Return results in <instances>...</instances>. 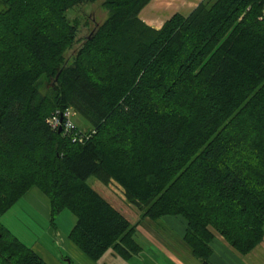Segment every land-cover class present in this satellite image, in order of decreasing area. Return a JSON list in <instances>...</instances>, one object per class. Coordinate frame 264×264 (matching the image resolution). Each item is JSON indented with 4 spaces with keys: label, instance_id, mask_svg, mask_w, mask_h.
<instances>
[{
    "label": "trees",
    "instance_id": "trees-1",
    "mask_svg": "<svg viewBox=\"0 0 264 264\" xmlns=\"http://www.w3.org/2000/svg\"><path fill=\"white\" fill-rule=\"evenodd\" d=\"M88 1L0 0V215L37 187L90 259H129L137 224L94 177L141 219L183 217L203 264L214 233L250 252L264 238V0H201L159 28L139 16L151 0H104L68 61L66 12ZM68 107L90 123L82 141L48 123ZM0 264L46 263L0 222Z\"/></svg>",
    "mask_w": 264,
    "mask_h": 264
},
{
    "label": "crops",
    "instance_id": "crops-1",
    "mask_svg": "<svg viewBox=\"0 0 264 264\" xmlns=\"http://www.w3.org/2000/svg\"><path fill=\"white\" fill-rule=\"evenodd\" d=\"M170 3L160 4L159 0H151L145 6L148 7L147 10L142 12L144 7L139 16L146 24L159 28L171 14L181 12L173 10L175 7H180V3H176V6ZM153 12L157 14L154 15ZM165 13L170 15L164 16ZM161 17L163 18L160 19ZM100 194L112 204L107 196ZM22 197H25L32 207L35 206L47 218L50 217L49 200L37 187H31ZM112 205L130 222L137 224L135 239L136 235L142 236V243L136 240L142 247L141 251L129 259L121 258L111 249L107 250L97 261L90 259L68 238L72 223L64 231L56 223H51L44 230V235L36 229L34 236L27 239L25 244L30 246L46 264H66L65 257H69L72 261L75 260L78 264H203L192 255L190 248L183 241L185 226L179 218L165 216L159 220H150L146 217L141 219L139 214L130 211L126 205L124 207H126L127 214L120 207ZM131 205L127 204V206ZM128 215L133 216L134 219L130 220ZM29 230L30 228L26 231ZM208 264H264V238L250 252L240 254L220 235H215Z\"/></svg>",
    "mask_w": 264,
    "mask_h": 264
},
{
    "label": "rangeland",
    "instance_id": "rangeland-1",
    "mask_svg": "<svg viewBox=\"0 0 264 264\" xmlns=\"http://www.w3.org/2000/svg\"><path fill=\"white\" fill-rule=\"evenodd\" d=\"M159 1L160 4L171 2L170 4L173 6H176V3H180L179 5L180 7H175V9L173 10H180L181 11L180 13L187 14L201 0H159ZM147 8L145 7L142 12L147 10ZM153 14L156 15L157 12H153ZM107 15H108V11L104 6V0H94L85 3H80L68 9V11L66 12V17L68 21L75 26L76 29L75 40L73 44L65 51L64 57L68 61H71L72 56L81 46L85 38L95 27V25L103 22V20L107 17ZM168 15L170 14L168 13L164 14V16H168ZM163 17H161L160 19H162ZM160 19L158 20L160 21ZM72 120L76 124V126L84 132L89 131L91 128L90 123L77 113L72 117ZM244 155L247 156L246 153L244 154L241 152L239 153V155H236V157L238 160H242L244 158ZM88 181L100 193L107 196L112 202V204H114L117 207H120L121 209L124 210V212L126 211V207H127L129 208L130 211H133L136 214L140 215L141 211L140 209L137 208V206L133 204L131 206H127V204L129 203H127L122 189L116 183L114 182L103 183L95 179L94 177H90ZM30 204L31 203L25 197H21L8 212L4 213L3 215H0V222L24 243L27 242L32 236H34V232L36 231V229L39 230L41 235H44L43 234L44 230L51 225V217L47 218V216L44 213L37 210L35 206L32 207ZM125 205L126 207H124ZM125 214H127V212H125ZM128 217L130 220L134 219L133 216L131 215H128ZM167 217L179 218L180 220L183 221L184 226L186 224L184 218L179 215H175V216L167 215ZM161 218H158L157 220ZM74 220H75L74 216L67 209L61 211L59 214H57L54 217V223H56L62 231H64L69 226V224L72 223L71 225H73ZM28 228H30V230L26 231ZM215 235H219V234L214 233V236ZM136 240L139 243H142V236L136 235ZM211 247H212V242H211ZM73 263L78 264L75 260H73Z\"/></svg>",
    "mask_w": 264,
    "mask_h": 264
},
{
    "label": "built area",
    "instance_id": "built-area-1",
    "mask_svg": "<svg viewBox=\"0 0 264 264\" xmlns=\"http://www.w3.org/2000/svg\"><path fill=\"white\" fill-rule=\"evenodd\" d=\"M264 13V8H263ZM76 114V112L68 107L64 110H56L55 113L48 119L49 125L58 129L61 128L60 132H64L65 134L72 135L73 140L82 141L83 137L86 136L85 132L82 130H78L76 124L73 122L72 117Z\"/></svg>",
    "mask_w": 264,
    "mask_h": 264
},
{
    "label": "water",
    "instance_id": "water-1",
    "mask_svg": "<svg viewBox=\"0 0 264 264\" xmlns=\"http://www.w3.org/2000/svg\"><path fill=\"white\" fill-rule=\"evenodd\" d=\"M61 131V128L59 127L58 129H57V132H60Z\"/></svg>",
    "mask_w": 264,
    "mask_h": 264
}]
</instances>
